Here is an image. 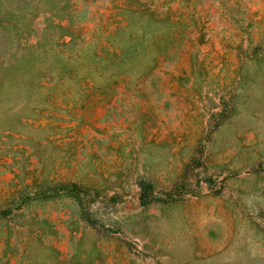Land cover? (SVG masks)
<instances>
[{
    "label": "rangeland",
    "instance_id": "rangeland-1",
    "mask_svg": "<svg viewBox=\"0 0 264 264\" xmlns=\"http://www.w3.org/2000/svg\"><path fill=\"white\" fill-rule=\"evenodd\" d=\"M0 264H264V0H0Z\"/></svg>",
    "mask_w": 264,
    "mask_h": 264
},
{
    "label": "trees",
    "instance_id": "trees-1",
    "mask_svg": "<svg viewBox=\"0 0 264 264\" xmlns=\"http://www.w3.org/2000/svg\"><path fill=\"white\" fill-rule=\"evenodd\" d=\"M140 200L142 205H147L151 202V200L148 198L151 191H152V184L147 182H140Z\"/></svg>",
    "mask_w": 264,
    "mask_h": 264
}]
</instances>
